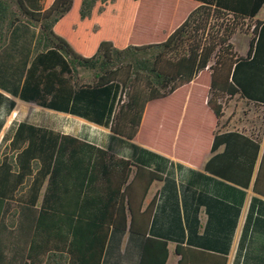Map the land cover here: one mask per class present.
Instances as JSON below:
<instances>
[{
    "label": "trees",
    "instance_id": "trees-1",
    "mask_svg": "<svg viewBox=\"0 0 264 264\" xmlns=\"http://www.w3.org/2000/svg\"><path fill=\"white\" fill-rule=\"evenodd\" d=\"M146 2L0 0V50L17 24L38 30L33 53L42 75L22 99L63 108L51 100L53 84L61 83L58 75H70L68 67L91 71L92 82L75 91L76 107L89 102L90 110L72 112L92 122L107 119L112 136L134 141L149 103L188 90L192 102L206 101L216 121L211 151L225 145L221 157L232 156L235 163L233 172L212 164L205 170L247 187L261 143L258 135L227 129L223 104L237 97L264 108V22L255 19L264 0H170V12L154 19L139 16ZM142 23L148 26L145 36ZM249 31V48L241 57L231 40ZM84 44L93 53L83 56ZM220 130L229 131L218 135ZM157 180L155 173L107 151L20 123L0 159V218L7 217L16 229L19 221L26 222L28 264H34L35 237L44 238L43 253L50 254V233L67 228L57 219L72 215L67 231L93 238H75L66 251L60 248L66 253L55 264H99L111 230L145 237L154 207L153 200L147 205L145 200ZM259 181L262 192L255 188ZM71 189L73 209L52 205ZM253 190L264 196V150ZM167 257L165 242L146 238L139 264H165Z\"/></svg>",
    "mask_w": 264,
    "mask_h": 264
},
{
    "label": "crops",
    "instance_id": "crops-1",
    "mask_svg": "<svg viewBox=\"0 0 264 264\" xmlns=\"http://www.w3.org/2000/svg\"><path fill=\"white\" fill-rule=\"evenodd\" d=\"M258 21L264 22V18ZM18 29L22 32L17 33ZM37 32V28L19 23L0 50V159L17 126L25 123L107 151L158 176L145 200V205L154 201L145 237L111 230L99 264H139L146 238L166 243L165 264H264V196L253 190L264 150L260 135V152L248 186L244 187L205 170L207 164H212L233 172L235 163L232 156L221 157L225 145L211 151L218 130L216 121L206 101L192 102L188 90L180 89L164 100L149 103L134 141L112 136L107 119L97 123L72 112L90 110L89 102L77 103L76 107L75 91L92 82L91 71L68 67L70 75H58L61 83L53 84L51 100L63 108L49 109L27 102L22 99L24 90L42 75L41 67L36 65L37 54L33 53ZM83 50V56L93 53L86 44ZM234 50L241 57L248 51ZM59 70L57 66L54 71ZM227 131L220 130L218 135ZM262 185L259 181L255 188L262 192ZM67 192L52 205L69 212L76 200L72 189ZM73 219L67 214L56 224L64 221L68 228ZM0 220V264H28L26 222L19 221L16 229L7 217ZM67 228L50 233V254L43 253L44 238L35 237L34 264H55L66 253L59 252L60 248L67 249L75 238H93Z\"/></svg>",
    "mask_w": 264,
    "mask_h": 264
},
{
    "label": "rangeland",
    "instance_id": "rangeland-1",
    "mask_svg": "<svg viewBox=\"0 0 264 264\" xmlns=\"http://www.w3.org/2000/svg\"><path fill=\"white\" fill-rule=\"evenodd\" d=\"M146 6L141 9L139 16L142 18L152 19L160 17L161 15H167L170 12V0H147ZM172 18V16H171ZM258 20L264 18V5L256 16ZM173 19V18H172ZM143 28L141 29L142 35L145 36L146 29L148 26L142 23ZM139 27V24L137 25ZM22 32L18 29L17 33ZM141 34V32H140ZM146 37H152V35H146ZM251 31L249 32H238L234 35L231 43L235 49L240 53H243L249 48V42L251 39ZM245 53V52H244ZM223 123L227 122V129L229 130H241L248 134L253 133L254 135H260L264 142V108H256L251 104L246 103L244 100L239 98H233L232 100L226 101L223 104Z\"/></svg>",
    "mask_w": 264,
    "mask_h": 264
},
{
    "label": "built area",
    "instance_id": "built-area-1",
    "mask_svg": "<svg viewBox=\"0 0 264 264\" xmlns=\"http://www.w3.org/2000/svg\"><path fill=\"white\" fill-rule=\"evenodd\" d=\"M125 100H126V92H123L121 94V103L125 102Z\"/></svg>",
    "mask_w": 264,
    "mask_h": 264
}]
</instances>
